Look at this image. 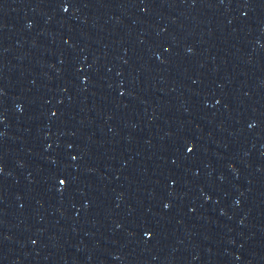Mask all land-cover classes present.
<instances>
[{
  "label": "water",
  "instance_id": "1",
  "mask_svg": "<svg viewBox=\"0 0 264 264\" xmlns=\"http://www.w3.org/2000/svg\"><path fill=\"white\" fill-rule=\"evenodd\" d=\"M0 264H264V0H0Z\"/></svg>",
  "mask_w": 264,
  "mask_h": 264
}]
</instances>
